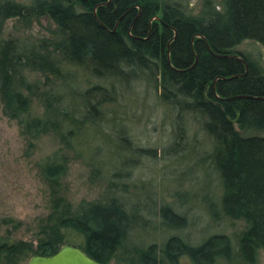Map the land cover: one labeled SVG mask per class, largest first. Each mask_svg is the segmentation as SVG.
<instances>
[{
    "label": "trees",
    "instance_id": "1",
    "mask_svg": "<svg viewBox=\"0 0 264 264\" xmlns=\"http://www.w3.org/2000/svg\"><path fill=\"white\" fill-rule=\"evenodd\" d=\"M184 11L180 3L162 8L156 0H0V32L5 19L48 16L63 38L61 62L77 66L89 62L92 77L114 80L122 88L143 74L149 82L158 83L161 98L174 113L175 144L169 151L182 147L187 115L204 118L202 128L213 145L209 163L223 188L220 211L244 220L245 230L235 241L216 235L199 245L179 236H171L160 247L130 242L140 205L125 202L128 192L117 180H129L136 158L155 157V153L132 148L126 118L109 109L108 104L119 100L123 91H110L100 84L83 91L76 87L49 91L43 95L45 112L33 116L28 96H34L37 85L29 82L28 74L48 72L65 81L68 76L48 47L4 40L0 33V97L5 111L19 120L26 135L37 139L57 131L71 145L92 130L101 135L103 147L116 146L107 153L116 162L120 152L135 157L120 161L119 167L91 164L105 174L108 191H118L76 205L54 195L67 171L61 151L41 159L40 173L53 189L50 228L36 249L24 242L0 240V264L53 255L66 243L77 245L103 264H183L185 260L190 264H259V252H264V136L241 135L230 121L236 120L240 130L264 133V60L259 66L242 59L246 68L233 55L246 40L264 47V0H219L217 4L203 0L200 15L186 16ZM106 124L112 137L103 132ZM210 209L215 214L214 204ZM160 219L167 227L186 225V218L168 206L160 208Z\"/></svg>",
    "mask_w": 264,
    "mask_h": 264
},
{
    "label": "rangeland",
    "instance_id": "2",
    "mask_svg": "<svg viewBox=\"0 0 264 264\" xmlns=\"http://www.w3.org/2000/svg\"><path fill=\"white\" fill-rule=\"evenodd\" d=\"M156 1L162 8L173 2L180 3L186 16H198L203 0ZM218 1L214 0L215 4ZM160 17L161 14L154 20L159 22ZM1 28L4 40H27L44 45L48 47L51 57L61 62L59 46L63 38L58 26L48 16L5 19ZM233 55L263 66L264 47L259 42L246 40L234 49ZM59 68L68 76L65 77L67 81L48 72L28 74L29 82L37 85L34 96L28 94L31 115L45 112L43 95L49 91L64 92L73 87L83 91L96 84L110 91H123L119 100L108 104L109 109L126 118L132 148L151 149L155 153V157L143 155L136 158L137 163L131 170L129 180H117L125 185L128 192L124 196L125 202L140 205L138 221L129 232L130 242L145 247L150 244L160 247L171 236H179L191 245H199L216 235H225L232 241L239 237L246 228L245 221L226 217L219 208L223 188L219 175L209 163L208 155L212 153L213 145L202 128L204 118L187 115L184 119L186 130L183 148L178 146L169 153L175 144L172 134L174 113L161 98L158 83L149 82V78L143 74L140 80H132L122 88L114 80L92 77V65L89 62L81 66L61 62ZM70 76L73 78L71 84ZM233 125L241 135L264 136V133L240 130L236 124ZM108 127L106 124L103 132L106 131L112 137ZM100 139L101 135L92 130L72 140L71 145L65 144L57 131L32 139L23 132L19 120L5 111L0 97V240L10 244L24 242L36 249L40 239L45 238L51 225L48 217L53 189L42 177L38 163L54 151H61L67 166L59 187L54 188L57 198L76 205L83 200L103 199L118 191L115 188L108 191L107 180L103 178L105 174L102 176L91 164L99 163L107 167L104 165L106 163L111 167H119L121 162L135 157L132 153L120 152L119 162H116L115 158L107 154L108 148L112 151L116 146L111 144L103 147ZM212 204L216 207L215 214L210 209ZM162 206H168L174 213L184 216L186 225L167 227L163 224L160 219ZM29 260L18 264H28ZM258 262L264 264L263 251L259 252ZM183 264L190 263L185 260Z\"/></svg>",
    "mask_w": 264,
    "mask_h": 264
},
{
    "label": "water",
    "instance_id": "3",
    "mask_svg": "<svg viewBox=\"0 0 264 264\" xmlns=\"http://www.w3.org/2000/svg\"><path fill=\"white\" fill-rule=\"evenodd\" d=\"M240 62L246 63L239 57L234 56ZM247 68V65H246ZM235 124L236 120L230 121ZM28 264H103L83 252L77 245L73 243H66L59 247V249L49 256L33 255ZM106 264H117L114 262Z\"/></svg>",
    "mask_w": 264,
    "mask_h": 264
}]
</instances>
